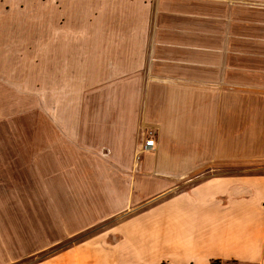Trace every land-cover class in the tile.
I'll return each mask as SVG.
<instances>
[{"label": "crops", "instance_id": "0c3cea01", "mask_svg": "<svg viewBox=\"0 0 264 264\" xmlns=\"http://www.w3.org/2000/svg\"><path fill=\"white\" fill-rule=\"evenodd\" d=\"M26 1L61 188L11 209L0 192V264L122 214L35 264H264V0H61L54 32L51 1ZM68 166L89 188H68Z\"/></svg>", "mask_w": 264, "mask_h": 264}, {"label": "rangeland", "instance_id": "374dc122", "mask_svg": "<svg viewBox=\"0 0 264 264\" xmlns=\"http://www.w3.org/2000/svg\"><path fill=\"white\" fill-rule=\"evenodd\" d=\"M41 1H51L52 32L65 29L69 20L62 1ZM25 2L27 1L0 0V192L4 196L5 209L12 208L15 192L21 196L27 191L31 193L40 188L54 196L61 188L60 167L50 165L52 159L44 148V126L53 125L55 121L44 117L43 53L42 47H38L43 42L42 22H37V19L36 23H41V27L39 29L35 26L32 12L35 7L32 8ZM86 168L89 167H65L68 188H89L92 182H76L77 175L82 179ZM50 200L55 211L59 208V198L52 197ZM25 201L28 205L26 196ZM72 206L76 207L74 204ZM125 217L122 214L118 218L102 222L71 240L56 242L35 256L12 264H35L57 256L71 244L97 235ZM34 248L35 244L19 246L17 254H28ZM101 264H108V261Z\"/></svg>", "mask_w": 264, "mask_h": 264}, {"label": "built area", "instance_id": "2783aa9c", "mask_svg": "<svg viewBox=\"0 0 264 264\" xmlns=\"http://www.w3.org/2000/svg\"><path fill=\"white\" fill-rule=\"evenodd\" d=\"M154 136H153V133L152 132H149L148 133V137L147 139L145 140L143 146H142V150L143 151H146V150H149L151 148L154 147Z\"/></svg>", "mask_w": 264, "mask_h": 264}]
</instances>
